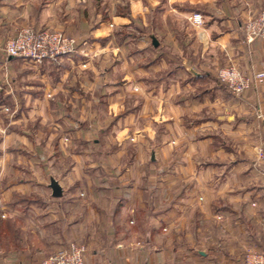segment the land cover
<instances>
[{
  "label": "crops",
  "instance_id": "1",
  "mask_svg": "<svg viewBox=\"0 0 264 264\" xmlns=\"http://www.w3.org/2000/svg\"><path fill=\"white\" fill-rule=\"evenodd\" d=\"M52 1L0 0V78L9 75L13 77L16 73L13 67L18 59L6 56L3 50L8 35H16L18 30L26 25L46 27L49 24L47 10L51 8ZM71 1V8L66 6L64 10L66 20H69L71 15L77 18L69 24L71 33L74 31L81 34L80 29L83 27V31L86 30L87 16H95L97 13L100 15L102 11L103 17L109 18L95 27L89 26L88 30L96 40L86 48L87 50L91 46L90 50H107L106 47L112 42L118 27L133 24L135 20L143 23V29H147L148 33H155L157 37L162 34L163 40L158 37L161 40L157 49L160 52L158 61L149 63L144 69V73L159 72L162 77H142L143 101L137 111L135 106L131 109L125 102L127 96L141 94L131 88L136 80H140L133 77L131 69L127 70L128 77L123 80L124 77H62L58 84L51 85L49 77H39L42 80L45 78V85L25 84L30 89L25 93V98L32 97L33 107H37L39 102L47 100L49 91L53 94L61 92L60 95L65 99L63 103H68V106H72L70 97L77 99L74 101L78 103V109L75 108L78 111L81 107L83 109L84 97L90 98L89 90L95 88L99 90L98 100L105 101L104 105L109 113H121V110L126 108V114L130 113L128 118L142 115L165 124L168 132H160L157 136L151 134L154 129H148L151 131V140L140 137L141 143L139 140L135 145L144 147L150 142L154 145L161 144L163 153L159 156V161L170 162L172 158L177 157L181 163L180 171L171 174L164 170L159 175H152L149 170L155 162L151 163L145 158H142V162H148L145 167L150 168L135 170L133 166L140 157L136 159L134 154L129 156L124 151L115 155L116 149L114 153L109 150L101 156L102 159H97L101 160L104 166L97 172L89 170L88 165L80 169L81 158L74 159L76 164L66 171L71 181L67 187L62 186L63 195L55 197L51 191L52 203L49 202V205L53 204L62 210L63 214L58 216L59 221L54 220L46 224L48 226L43 225L40 228L42 230L39 233L46 237L45 248L35 247L29 251L17 247L6 249L1 251L0 264H36L33 259L42 261L49 254L66 247L72 240L84 243L87 264H245L246 252L240 249L238 241L232 242V236L223 233L221 229L217 231L215 227L226 226L224 215L227 209H221L224 219L218 218L214 203L209 199L210 187L198 186L199 188L191 189L183 182L185 178L208 180L212 174L215 176V173H218L211 167H216L214 164L222 166L226 161L222 156L215 157L209 148L213 146L218 147L216 149H224L222 144L217 145L213 141L215 130L220 132L218 134L223 139L231 131L229 126H233L232 98L225 92L216 72L220 66L231 61L241 65L244 70L264 67V40L247 43L244 34L245 20L263 6L264 0H104L106 2L102 4V9L98 12L95 9L93 15L92 9L86 4L89 0ZM93 1L99 5L104 2ZM194 13L202 14L204 23L201 26L192 25L190 22L189 18ZM154 18H158L157 23H154ZM187 19L193 27L191 32L180 24L181 20ZM59 30L71 34L63 29ZM164 46H168L166 50ZM144 50L150 53L156 50V47L147 46ZM77 54L79 53L66 57L65 60L71 64ZM46 65H49L48 62L40 66L45 68ZM129 73L132 77H129ZM13 78L17 83L16 77ZM22 78L31 80L35 77ZM78 81L84 82L87 89L82 93L86 95L76 92L77 85L73 88V82ZM147 82L153 83L148 86ZM66 83L69 85L66 86ZM71 88L73 90H70ZM258 90L257 96L264 94V84ZM98 100H95V104ZM54 102L55 100L52 101L53 104ZM62 108L61 106L52 110L55 113L56 110L62 111ZM32 111L28 110V113L31 114ZM205 113L210 115L203 117ZM22 118L21 116L15 120L14 124H21ZM116 118L110 123L111 128L123 119L119 120L117 116ZM171 127L178 132L174 135L175 144L172 137L168 139ZM234 127L237 133L241 131V127L245 128L244 132L250 130L240 123L238 128ZM104 129L105 127L101 126L99 130ZM205 131L207 133L204 134ZM9 133V139H13L12 132ZM13 140L27 142V136L18 134ZM177 140L181 142L177 144ZM98 141L99 138L95 143L99 144ZM183 142L196 146L197 151L201 150V153L178 154V145L182 146ZM204 153L207 161L204 169H192V163L194 166L195 163L201 162L196 158L202 157L201 154ZM117 156L122 157L121 163ZM3 158L6 160L8 155L3 154ZM116 160L118 163H115ZM233 160L239 167L246 162V158L242 156ZM183 164L187 165L186 171L182 168ZM223 174L224 179L229 180L232 173L229 170ZM247 175L239 171L237 177L241 179ZM172 177L174 181H171ZM86 179L90 181V186L87 183V190H83ZM227 184L228 182L221 186L218 192H228ZM2 190L4 197L0 198V210L7 206L4 200L12 190L19 189L17 185H13ZM55 212L59 211L54 210V215L57 214ZM50 225L53 226L52 229ZM41 261L37 264H41Z\"/></svg>",
  "mask_w": 264,
  "mask_h": 264
},
{
  "label": "rangeland",
  "instance_id": "2",
  "mask_svg": "<svg viewBox=\"0 0 264 264\" xmlns=\"http://www.w3.org/2000/svg\"><path fill=\"white\" fill-rule=\"evenodd\" d=\"M105 2H101L99 5L95 1L89 0L86 4L92 9L91 14L93 15L95 9H97V12L100 11ZM50 3L52 9L49 7L50 9L47 10L49 24L44 28L63 29L70 32L69 24L75 22L77 18H73L72 16L74 15H71V18L66 20L67 15H65L64 10L68 6L71 8L72 1L53 0ZM44 6L46 5L44 4ZM86 19L88 25L85 31H83V27L80 29L81 34L74 31L73 33L70 32L76 38H86L85 41L87 42L84 52L77 54L79 57L77 56V59L74 58L71 64L65 60L69 56L58 62H48L49 65H46L45 68H41V64H33L30 61L17 58L16 66L13 67L16 70L13 77H16L17 83L14 82V78L11 75L0 78V198L4 197L2 188H10L13 185H17L19 189L12 190V193L4 200L7 203L5 210H0V255L6 249L16 247L17 249L21 248L23 251H29L35 247L45 248L46 237L41 236L39 232L42 229L40 228L54 220L59 221L60 218L58 216L63 214L62 210L53 206V204L49 205V202L52 203V189L49 185L51 177L56 178L63 187H67L71 180L66 175V171L76 164L74 159L81 158L82 167L80 169L88 165L89 170L97 172L100 171V167L104 168L101 160L97 161V159H102L101 156L107 154L109 150L113 152L116 149L117 153L115 155H119L124 151L129 156L134 154L136 159L140 157L133 166L135 170L143 171L146 168H150L145 167V163L148 162H142V158H145L151 163L155 162L149 170L152 175H159L164 170L171 174L180 171L181 163L177 157L172 158L170 162L159 161V156L163 153L161 144L154 145L150 142L148 146L145 145L144 147L135 145L140 140V137L150 141L149 132H151V129H154L151 134L154 133L157 136L160 132H168L165 124L154 120V118L151 119V117L142 115H134V117L129 115L131 117L128 118L127 115L130 113L126 114V108L121 110V113L120 111L117 114L109 113L104 105L105 101L98 100L100 99L97 95L99 90L95 88L89 90L88 95L90 98L82 96L84 97L82 100L84 106L83 109L81 107V110L79 109L78 111L75 110V108L78 109V103L74 101L77 99L70 97L72 106H68V103H63L65 99L63 100V96L60 95L61 92L60 94H53L49 91L47 100L39 102L37 107H33L32 97L26 96L25 98V93L29 89L25 84L37 83L40 86L45 85V78L42 80L39 77H49L51 85L58 84L62 77H124L122 78L123 80L128 77L127 70L131 69L133 70L131 71L133 77L140 79L136 80L131 88L141 94L134 97L127 96L125 102L128 103L131 109L135 106L137 111L143 101L141 96L144 90L142 77H162L159 72L144 73V69L147 68L149 63L158 61L160 52L157 49H159L158 45L161 44L160 39L163 40L164 38L163 35L159 34V39L155 33H148L147 29L144 30L143 23L135 20L133 24L120 25L118 27L112 42L107 45V50H104L105 52L102 48L98 51L90 50L92 46L87 50L86 48L93 45L94 40H96L88 30L89 26L95 27L101 21H107L109 18L103 17L101 11L100 15L97 13L95 16H87ZM157 22L158 18H154V23ZM190 22L188 19L181 20L180 24L183 27H187L188 31L191 32L193 27ZM131 25L133 26L131 27ZM152 34L158 39V45L155 46L156 50L148 53L144 48L147 46L154 47ZM12 36L13 34H10L8 38ZM80 41L82 42V40ZM167 47L164 46V49L166 50ZM232 63L235 62L231 61L220 66L217 69L216 76L225 88V92L232 98L233 126H229L231 131L223 139L218 134L220 132L215 130L216 134L213 141L217 145L222 144L224 149L223 147L222 149H216L218 147L215 148L213 146L209 147L214 152L215 157L222 156L226 158V161L222 166L214 164L216 167H211L218 173L214 172L215 176L212 174V177L208 180L200 178L198 181L193 178H185L183 183L191 189L199 188L198 186L210 187L208 189L210 190L209 199L214 203L215 214L220 219H224L223 217L225 216L224 220L227 223L223 227L215 226L217 231L221 229L223 233L232 236V242L234 240L238 241L240 249L245 252L249 250L264 252V94L262 93L260 97L256 93V91H259L258 88L264 84V81H260L258 77H253L255 72L264 69V67L259 69L252 67L248 70L246 69V71L241 65L235 63L249 81V85L246 88L237 92L220 74L221 69L228 67ZM22 77L35 78L30 80ZM129 77H132L131 74ZM1 79H4V81ZM65 79L69 80L68 78ZM152 83L147 82L146 84L151 86ZM68 85L66 83V86ZM72 85L73 88L77 85L76 92L78 93H82L87 89L82 81L73 82ZM70 90L73 89L71 88ZM18 91L20 93H17ZM36 91H41V89H36ZM82 94L86 95V93ZM22 96L24 99H21ZM54 100L55 104L52 103ZM95 100H98L96 104ZM74 102L75 105H73ZM61 106L63 110H56L54 113L52 108L55 109ZM125 106L127 107V104ZM31 109L33 111L30 114L28 110ZM123 111L124 113H122ZM208 115L210 114L205 113L202 116L206 117ZM21 116L23 117V120H20L21 124H14L15 120H18ZM116 116L119 120L123 119L118 121L119 123H115L111 128L110 123L117 119ZM239 123L245 124V127L250 128V130L244 132L245 128L241 127V131L237 133L234 126L238 128ZM101 126L105 127V129L99 130ZM9 132H12L11 134H13L14 138L18 134L27 136V142L22 143L19 140H13L14 138L11 139V137L9 139V135H7L10 134ZM203 133L205 134L207 131ZM169 134L168 139L172 137V142L175 144L174 135L178 134V132L171 127ZM197 136L200 137L199 135ZM86 138L89 140H86ZM97 138H99V144L95 143ZM8 139L9 142H7ZM178 140L177 144L181 142V140L180 142ZM139 142L141 143V140ZM198 151L196 146L183 142L182 146L178 145V151L176 152L178 154L190 152L196 155L201 153V150ZM5 153L8 155L6 160L3 158ZM201 155L203 156L196 158V160L201 162L195 163L194 166V163H192V169H204L207 162L205 159L206 153ZM238 156L246 158V162L242 163V167L237 166L233 162V159ZM121 159L122 157L117 158L120 161L119 163H121ZM130 159L129 157V161ZM117 160L115 163H118ZM96 163L99 164L97 165ZM186 164L188 165V163ZM187 165H182L184 166L182 167L184 171H186ZM229 170L232 174L229 180H225L223 173ZM239 171L247 173V177L238 178L237 174ZM174 180L172 177L171 181ZM180 180H183V178H180ZM226 182H228L226 188L228 192H218V189L225 185ZM87 183L90 186L88 179L83 183V190H87L85 187L88 186L86 185ZM204 191H206V188ZM221 209L230 211L226 210V215L223 216ZM54 210L59 212H55L57 214L54 215ZM50 227L51 229L53 228L52 225ZM71 242L84 245V243L74 240L68 243ZM40 261L41 259H33L35 263H40Z\"/></svg>",
  "mask_w": 264,
  "mask_h": 264
},
{
  "label": "built area",
  "instance_id": "3",
  "mask_svg": "<svg viewBox=\"0 0 264 264\" xmlns=\"http://www.w3.org/2000/svg\"><path fill=\"white\" fill-rule=\"evenodd\" d=\"M191 23L201 26L204 23L201 13H194L189 18ZM245 41L252 43L264 39V4L252 13L244 24ZM87 42L80 41L62 30L36 28L33 25L22 26L16 35L9 37L4 45L6 56L20 58L33 64L42 65L45 62H58L66 56L84 52ZM221 77L227 80L234 91L240 92L249 85L248 79L235 63L221 69ZM264 81V69L254 73ZM85 245L71 242L46 256L41 264H87L84 252ZM245 264H264V252L249 250L244 256Z\"/></svg>",
  "mask_w": 264,
  "mask_h": 264
},
{
  "label": "water",
  "instance_id": "4",
  "mask_svg": "<svg viewBox=\"0 0 264 264\" xmlns=\"http://www.w3.org/2000/svg\"><path fill=\"white\" fill-rule=\"evenodd\" d=\"M151 37H152L153 45L157 46L158 45V39L156 38V36L154 34H152ZM49 185L52 189V195L53 196L59 197V196L63 195V187L56 178L51 177V182Z\"/></svg>",
  "mask_w": 264,
  "mask_h": 264
},
{
  "label": "trees",
  "instance_id": "5",
  "mask_svg": "<svg viewBox=\"0 0 264 264\" xmlns=\"http://www.w3.org/2000/svg\"><path fill=\"white\" fill-rule=\"evenodd\" d=\"M43 28V27H42Z\"/></svg>",
  "mask_w": 264,
  "mask_h": 264
}]
</instances>
